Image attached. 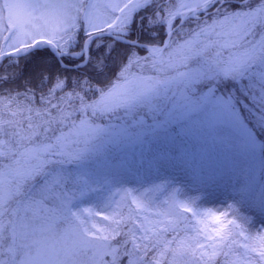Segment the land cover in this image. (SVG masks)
<instances>
[{"label":"snow or ice","instance_id":"1","mask_svg":"<svg viewBox=\"0 0 264 264\" xmlns=\"http://www.w3.org/2000/svg\"><path fill=\"white\" fill-rule=\"evenodd\" d=\"M162 141L201 176L210 147L247 157L231 202L80 208ZM256 215L264 0H0V264H264Z\"/></svg>","mask_w":264,"mask_h":264},{"label":"rangeland","instance_id":"2","mask_svg":"<svg viewBox=\"0 0 264 264\" xmlns=\"http://www.w3.org/2000/svg\"><path fill=\"white\" fill-rule=\"evenodd\" d=\"M129 149L131 148L127 150ZM217 151V148H209L210 154L214 155ZM220 160L225 161L222 158ZM96 171L98 174L93 177L95 183L92 187L98 188L99 191H91L83 197L79 202L81 209L92 208L95 211L100 201H107L111 203L112 209L127 213L129 208H133L131 201L134 197L152 199L158 206L166 207L162 202L174 188L180 189L177 199L196 196L205 208H223L226 202H231L229 180L234 172L214 178L212 181H201L200 176L194 180L190 174L189 163L182 162L178 157L172 158L168 154L157 155L139 172L132 173L124 165L115 179L102 166H99ZM149 189H151L150 193H148ZM162 189L166 190L162 191ZM146 193L147 196H145ZM99 206L103 207V204ZM96 219L102 225L107 223L99 217ZM258 229H264V216H254L252 233L255 234Z\"/></svg>","mask_w":264,"mask_h":264},{"label":"trees","instance_id":"3","mask_svg":"<svg viewBox=\"0 0 264 264\" xmlns=\"http://www.w3.org/2000/svg\"><path fill=\"white\" fill-rule=\"evenodd\" d=\"M175 147H177V145H174L171 142L162 141L156 143L153 146H149L145 148H131L129 150L123 151L118 155H120L122 159H126L127 163L125 164V166L132 173H134V172H139L143 168L147 167L150 164V162L153 160V158L156 157L157 155L168 154L169 156H172V152ZM221 158L225 159V161L220 160ZM249 163L250 161L247 159V157L241 154H236L230 151H223V150L220 151V149H218V151L214 155L210 154L208 150V154L203 161L204 174L202 176L200 175L198 167L194 169L191 163H189V165H190V174L192 175L194 180L200 176L201 181H206V180L212 181L214 178H218L223 175L227 176L233 172L238 171L239 169L247 168ZM255 168H256V176L258 178V173H259L258 159L255 161ZM208 169L211 171H207Z\"/></svg>","mask_w":264,"mask_h":264}]
</instances>
